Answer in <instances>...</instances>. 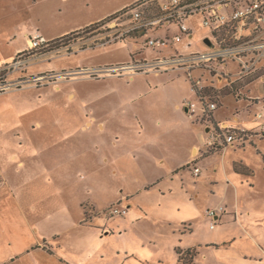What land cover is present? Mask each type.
Masks as SVG:
<instances>
[{"label":"rangeland","instance_id":"1","mask_svg":"<svg viewBox=\"0 0 264 264\" xmlns=\"http://www.w3.org/2000/svg\"><path fill=\"white\" fill-rule=\"evenodd\" d=\"M105 1L19 0L20 19L25 18V22H29L32 28L36 27L46 37H51L84 24L90 19L97 18L103 12L111 10L113 2L120 5L130 0H112V3ZM9 6L12 8L14 3H9ZM109 23H114V19L102 21L91 30L65 38H60L64 35L56 36L59 39L51 41L44 50L21 52L23 55L19 56L21 57L19 59L22 60V63H19V68L6 69L5 77L6 75L7 77L4 80H7V83L0 85L2 89H15L26 84L46 86L34 85L19 91L0 94L1 264L11 254H18L19 233L24 237V243L29 242L30 236H35L34 232H30V222L24 211L30 214V221L40 223L42 220L41 227L47 223L46 231H58L65 228L68 222L76 217L74 210L67 207L65 219L58 217L60 197L74 198L78 192L93 187V189H98L99 203L105 205L110 199L116 201L115 195H117L119 184L137 186L133 177L127 179L122 175L113 177L105 171L96 176L94 172L95 163L98 164V167L101 163L100 152L96 149L97 143H100L97 142L98 138L104 136V139L109 142L113 138L117 123L121 120L126 117L132 118V125L135 127L141 121L144 122L146 136L160 134L155 120L158 117L164 120L165 115L170 117L169 122L173 127L178 128L179 131L184 129L178 114L172 109V105L186 94L190 95L191 99H196L198 95L196 90H192V85L188 81L184 69L169 70L168 73H162L160 76L144 72L136 73L138 76L134 83H129V77L116 79L109 84L110 86L104 85L100 80L101 76L113 71L112 67L132 63L134 60L145 59V57L148 59L162 55L171 56L178 50L183 51V45L173 43L162 49H154L151 46H146L147 39L146 36H143L117 43H107L101 47L95 46L96 48L92 49L88 48L87 45L92 43L91 41L104 40L107 37ZM171 29L174 32L176 26L172 25ZM162 33L160 31L152 34L160 36ZM82 46L86 48L78 52ZM67 47L70 48L67 50ZM74 52L78 53L64 56ZM230 68L238 70V65L230 62ZM122 73L124 76L128 74V71ZM96 76L99 79H96ZM58 83L61 87L56 89L54 85ZM223 85L224 83H216L215 86V90H221L219 105L222 96L229 91L235 96L250 99V102L246 101L247 104H253L259 100L264 101L262 82L253 83L250 87L248 86V89L245 88L247 86L245 82H236L232 86L221 87ZM129 93L131 95H128ZM206 94L213 96V89L207 87ZM130 97L136 98L130 99ZM209 100L206 99L207 104ZM235 107L234 99L227 98L220 115L230 114ZM120 113H123L121 117ZM101 121L107 124L108 131L102 136H96V133L99 134L96 128ZM203 121L206 123L205 120ZM262 121L264 119L258 120V122ZM83 125H87V128H84ZM246 144L247 142L242 146ZM26 147L35 155L41 156L38 157L41 160L32 164L34 170L19 167L18 173L16 170L17 161L12 159L11 155L17 152L20 157ZM83 147L88 149L86 155L82 153ZM48 157L50 159H46ZM231 157L244 161L249 167V169L244 168L246 175L240 176L244 178V182L236 185L241 197L239 202L242 206L240 209L244 228L242 230L247 234V239L238 241L236 246L240 247L241 244H244L249 255H254L257 258L258 263L246 258V264H264V258L257 251L259 246L264 252V135L259 134L255 142L249 143L245 149H238L235 153L230 152L228 158ZM40 162H50L54 165V173L42 176ZM142 181L144 180L142 179ZM230 184L235 188L233 183L230 182ZM48 187L53 190L54 194H52V190L47 189ZM63 189L70 195H61L64 193ZM99 189H104L103 194ZM42 190H46L47 193ZM208 194L210 193H207V198H212ZM16 196L20 200V211H22L20 216L16 207ZM148 196L150 197L147 199V207L150 217L141 223L140 230L147 233L159 232L162 225L160 218L163 215V207L155 204L151 195ZM216 202L217 199H211L210 207L218 206L219 204ZM35 207H37L36 212H32ZM89 209L91 208H88V220L94 212L93 209ZM228 209L231 212L230 208ZM246 209L249 214L247 218H243L242 213ZM68 217L71 220L68 221ZM54 218L55 222L52 221ZM106 231L109 233L108 229ZM89 234H84V236L88 237ZM110 238L105 243L94 240L88 251L95 252V248L98 247L96 249L98 250L102 245H105L107 249H117V239ZM248 239L255 242L257 250ZM31 257H33L34 264L53 262L43 253L40 256L41 259L37 260L36 256ZM96 258L89 259L91 264H101ZM27 261L28 259H25L23 264H29ZM110 263H114V261ZM14 264L20 263L17 261Z\"/></svg>","mask_w":264,"mask_h":264},{"label":"crops","instance_id":"2","mask_svg":"<svg viewBox=\"0 0 264 264\" xmlns=\"http://www.w3.org/2000/svg\"><path fill=\"white\" fill-rule=\"evenodd\" d=\"M136 1L130 0L119 5L112 0H106L105 2H113L116 5L112 4L111 10L103 12L97 18L90 19L84 24L46 37L40 29L32 28L29 22H25V18L20 19L21 5L19 0H0V67H6L13 63L21 52L27 50L28 39L32 34L38 33L48 40H55L58 38L56 36L60 37L71 33V31L100 22ZM9 3H14V6L10 8ZM95 46L101 47L102 45ZM95 46L88 48H96ZM78 52L64 56H71ZM136 73L141 72H128L124 76L108 72L101 76L102 79L100 80L103 81L104 85L110 86L109 84L116 79L129 77V83H134L138 76ZM144 73L160 76L162 73H168V71ZM186 77L192 85V90L195 91L187 73ZM95 78L99 79L98 77ZM111 79L113 81H110ZM255 82L260 81L247 83L245 88L248 89V86L250 87ZM218 83H224L221 87L226 86L225 82ZM34 85L37 84H26L15 89H6L0 94L19 91ZM262 86L264 87V85ZM54 87L59 89L61 85L58 83ZM229 97L234 99L236 107L231 110L230 114L222 116L220 111H222L226 99ZM134 98L136 97H130V99ZM126 99L128 100V97ZM246 101L250 102V99L235 96L230 91L225 92L221 104L213 112V120L226 122L251 132L252 135L247 144L245 146L229 145L225 149L210 152H208L206 145L207 124L201 119L200 114L202 100L198 95L196 99H191V96L186 94L172 105V109L178 114L183 130L179 131L178 128L173 127L169 122L170 117L168 115L164 116V120L160 117L155 120V125L160 129L161 137H159L160 134L158 136L151 134L146 136L144 122L141 121L135 127L132 125V118L126 117L127 119L124 118L117 123V128L112 135L113 138L107 142L102 136L108 131L107 124L101 121L96 128L99 134L95 132L96 136H102V138H98L99 141L97 142L100 143H97L96 146L100 152L101 163L99 167L95 163V175L98 176L105 171L113 177L119 175L126 176V179L133 177L137 186L119 184L116 191L117 195H115L116 201L110 199L105 205L99 203L98 189H93V187L78 192L74 198L60 197L58 200L60 204L58 217L65 219L67 208L74 210L76 217L72 220L68 217L67 220L71 221L65 228L58 231H46L47 223L41 227L42 220L40 223L32 222L30 221V214L24 211L30 222V232H34L35 236H30L29 242L24 243V237L19 233L18 254H11L2 261V264H14L17 261L23 264L25 259H28L29 264H34L31 256H36L38 260L41 259L42 253L46 255V258H51L53 262L50 264H91L90 260L96 256H98L96 259L101 264H184L177 250L181 249L184 254L186 250L191 248H196L197 254L193 261L188 264H246V258L258 263L254 255H249L244 244H241L240 247L236 246L238 241L247 239V234L242 230L244 228L240 216L241 210H239L238 218L235 217L234 210L236 205L240 204L241 198L237 186L244 182V178L240 176H245L244 168L249 169V167L244 161L234 159V157L228 158L230 152L235 153L238 149H245L249 143L255 142L256 137L260 134L261 125L264 123V121L258 122V120L264 119V101L259 100L253 104H247ZM191 103L196 104L197 115H193L189 110L188 106ZM123 113H120V117ZM260 114L263 116L260 117ZM83 126L87 128V125ZM83 148L82 153L86 155L88 149L87 147ZM11 157L17 161L16 170L18 173L19 167L34 170L32 164L41 160L38 158L41 156L32 153L28 147L23 149L20 157L17 152L13 153ZM192 161H196L201 168L198 175L190 166ZM41 164L42 176H49L54 173L55 167L50 162ZM47 189L52 190L49 187ZM42 191L47 193L46 190ZM62 191L64 193L60 191L59 194L70 195L66 193L65 189ZM99 191L103 194L104 189H99ZM207 193H210L208 196L210 195L209 197L212 198H207ZM52 194H54L53 190ZM148 195L153 197L155 204L163 207V215L160 218L162 225L159 232L147 233L140 230L141 223L150 217V211L147 207V199L150 197ZM214 198L217 199L216 204L227 206L231 212L224 215L222 223L211 228V220L207 216V210L211 208L210 200ZM119 201L128 207V212L125 215L110 216L111 218L105 216L104 210L111 203L114 204V202ZM19 202V197L16 196V207L20 216L22 211H20ZM88 208L94 210L93 214L91 212L92 215H90L89 220ZM241 208L240 205L239 209ZM36 210L37 207L32 209V212H36ZM247 211V209L243 211V218L248 217L249 212ZM52 221L55 222V218ZM107 229L109 233H107ZM88 233H90L88 237L84 236ZM110 237L117 239V249H107L105 245H102L98 250L96 247L95 252L88 251L94 240L105 243L111 239ZM248 241L254 248H257L254 241L251 239ZM257 251L264 258V252L259 246ZM111 261L114 263H110Z\"/></svg>","mask_w":264,"mask_h":264},{"label":"built area","instance_id":"3","mask_svg":"<svg viewBox=\"0 0 264 264\" xmlns=\"http://www.w3.org/2000/svg\"><path fill=\"white\" fill-rule=\"evenodd\" d=\"M111 19H114V23H109L107 37L104 40L95 39L87 47L143 36L147 39L146 46L154 49H162L173 43H180L184 47L183 51L178 50L171 56L138 59L112 67L113 73L122 75L123 71L167 72L184 69L193 88L203 98L200 114L207 124L208 152L225 149L229 145H243L248 141L251 132L213 120V112L218 108L221 97L220 90H215V86L218 82L232 86L236 82L254 81L264 85V0H137L101 22ZM172 25L176 26L174 32ZM160 31L163 32L160 36L152 34ZM28 40L29 45L24 53L44 50L52 41L38 33L29 36ZM84 48L82 46L81 49ZM20 55L6 69L19 68V63H22ZM230 62L236 63L238 70H232ZM207 87L213 89L215 97L206 94ZM206 99H211L208 104ZM188 108L193 115H197L195 103L189 104ZM259 116L262 117L261 114ZM260 134L264 135V123ZM190 166L196 175L200 173L201 168L196 161H192ZM239 208L240 204H237L234 210L236 218ZM127 212L128 207L121 201L104 211L109 216L125 215ZM228 213L225 205L208 208L210 227L215 228L222 223L224 215Z\"/></svg>","mask_w":264,"mask_h":264},{"label":"trees","instance_id":"4","mask_svg":"<svg viewBox=\"0 0 264 264\" xmlns=\"http://www.w3.org/2000/svg\"><path fill=\"white\" fill-rule=\"evenodd\" d=\"M100 23H101V21L100 22L93 23V24H91L89 26H86L85 28H82V29L73 31V32H71L69 34H66V35L60 37V38H65V37H68L70 35H75V34H78V33H81V32L87 31V30H91V28L95 27L96 25H98ZM57 39H59V38H57ZM5 72H6V67H0V85H2V84L5 85L7 83V80H4V78L7 77V75L5 77V74H6ZM2 91H5V89H2L0 87V92H2ZM197 94H198L199 98L202 100L203 98H202L201 93L199 91H197ZM177 251L180 254L181 261L184 260L183 261L184 264H188V263L192 262L193 259H194V257H195V255L197 254L196 253V248H194V249L193 248L188 249V250H186V252L184 254L182 253L181 249H178Z\"/></svg>","mask_w":264,"mask_h":264},{"label":"water","instance_id":"5","mask_svg":"<svg viewBox=\"0 0 264 264\" xmlns=\"http://www.w3.org/2000/svg\"><path fill=\"white\" fill-rule=\"evenodd\" d=\"M207 42H209V40H207Z\"/></svg>","mask_w":264,"mask_h":264}]
</instances>
